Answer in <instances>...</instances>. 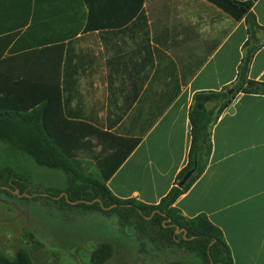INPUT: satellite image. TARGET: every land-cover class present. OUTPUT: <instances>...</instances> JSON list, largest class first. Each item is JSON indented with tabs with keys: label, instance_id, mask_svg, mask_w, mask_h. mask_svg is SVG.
<instances>
[{
	"label": "crops",
	"instance_id": "1",
	"mask_svg": "<svg viewBox=\"0 0 264 264\" xmlns=\"http://www.w3.org/2000/svg\"><path fill=\"white\" fill-rule=\"evenodd\" d=\"M243 1L0 0V72L42 84L62 118L138 138L105 185L156 203L187 159L192 93L235 76ZM248 10L264 26V0ZM247 76L264 81V42ZM210 140L204 169L173 205L220 228L231 264H264V94L237 92Z\"/></svg>",
	"mask_w": 264,
	"mask_h": 264
},
{
	"label": "trees",
	"instance_id": "2",
	"mask_svg": "<svg viewBox=\"0 0 264 264\" xmlns=\"http://www.w3.org/2000/svg\"><path fill=\"white\" fill-rule=\"evenodd\" d=\"M252 0L241 2L244 13L246 38L241 44V57L234 78L219 89L195 90L187 109L189 145L185 164L178 170L175 181L156 203H145L133 197L120 198L105 185L107 177L138 141H125L111 132L100 130L92 124L62 118L58 110L46 107L43 85L31 86L26 79H13L0 72V143L8 152L29 156L35 163L58 169L63 174L60 200L80 209L98 210L112 215L117 223L130 226L151 243L174 245L193 253L202 264H231L230 250L218 226L204 213L182 215L173 205L175 198L194 181L204 169L211 149L210 128L221 110L237 92L264 94V81L247 76L249 62L263 40L256 32L264 29L249 11ZM33 85V84H32ZM36 90V93L35 91ZM37 94V95H36ZM93 139V140H92ZM99 145L98 151L93 146ZM126 146L124 152L119 146ZM110 149L111 151H108ZM79 151L85 157L79 156ZM193 173L180 186L176 181L191 166ZM92 163L93 171H85L83 163ZM22 175L9 168L0 170L1 190L17 194L41 195L28 191ZM13 192V191H12ZM26 197L25 194H21ZM52 195V194H50ZM75 200V202H72ZM175 228L179 231L175 232ZM112 253L108 240L96 242L85 264H104ZM0 264H33L28 248L18 246L13 255L0 249ZM169 264H182L172 260Z\"/></svg>",
	"mask_w": 264,
	"mask_h": 264
},
{
	"label": "rangeland",
	"instance_id": "3",
	"mask_svg": "<svg viewBox=\"0 0 264 264\" xmlns=\"http://www.w3.org/2000/svg\"><path fill=\"white\" fill-rule=\"evenodd\" d=\"M79 156L85 157L81 151ZM82 165L85 171L95 168L88 162ZM3 168L20 173L28 191L42 193H21L23 197L0 189V249L6 254L23 245L33 264H85L96 242L108 240L112 253L104 264H169L172 260L202 264L184 249L151 243L130 223L119 224L112 215L66 204L59 198L62 191L53 195L63 184L60 170L39 165L22 153H10L0 143Z\"/></svg>",
	"mask_w": 264,
	"mask_h": 264
},
{
	"label": "water",
	"instance_id": "4",
	"mask_svg": "<svg viewBox=\"0 0 264 264\" xmlns=\"http://www.w3.org/2000/svg\"><path fill=\"white\" fill-rule=\"evenodd\" d=\"M194 167H195V160L193 159V162H192L191 166H189L187 169H185L182 172L181 176L176 181V184L178 186L182 185L188 179V177L193 173ZM1 187H6V186L5 185H1ZM12 191L16 193L17 189H13ZM72 202H75V200H73ZM178 230H179L178 228H175V232H177Z\"/></svg>",
	"mask_w": 264,
	"mask_h": 264
}]
</instances>
